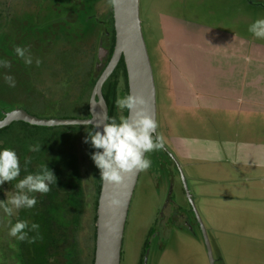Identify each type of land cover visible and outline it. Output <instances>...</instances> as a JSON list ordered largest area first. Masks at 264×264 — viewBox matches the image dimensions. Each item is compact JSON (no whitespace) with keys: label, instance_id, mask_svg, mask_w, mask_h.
<instances>
[{"label":"rangeland","instance_id":"1","mask_svg":"<svg viewBox=\"0 0 264 264\" xmlns=\"http://www.w3.org/2000/svg\"><path fill=\"white\" fill-rule=\"evenodd\" d=\"M109 10L107 0H0V60L11 64L0 68V109L19 105L39 118H83L77 102L83 94L69 93L62 65L69 62L73 81L89 86L94 62L102 60L99 37L104 39L102 23ZM5 14L16 20V28ZM139 16L154 77L156 132L165 138V152L148 153L160 155L138 176L120 264H209L202 227L214 264H264V177L253 168L210 165L196 161L198 157L189 170L183 159L173 157V142L186 143L183 139L220 145L228 149L226 157L232 153L229 142L247 144L250 150L264 145V39L248 31L251 23L264 18V0H139ZM18 34L24 36L19 41ZM17 46L30 50L31 65L16 56ZM5 75L15 78V87L5 83ZM90 89L91 84L88 94ZM83 129L17 122L2 136L27 152L30 144H41L40 153L53 156L42 158L60 155L74 162L75 152L82 149ZM202 144L189 148L202 152ZM164 154L174 160L171 172L168 163L162 164ZM252 156L243 149L242 157ZM33 160L40 157H31L30 164ZM93 182L90 174L84 179L88 203ZM3 198L0 191V202ZM168 198L188 223L166 232L164 248L155 240L144 251L148 231ZM81 216L71 264H90L91 210L86 207ZM6 223L0 210V264H7L6 255L15 250Z\"/></svg>","mask_w":264,"mask_h":264},{"label":"clouds","instance_id":"2","mask_svg":"<svg viewBox=\"0 0 264 264\" xmlns=\"http://www.w3.org/2000/svg\"><path fill=\"white\" fill-rule=\"evenodd\" d=\"M121 2L122 0H107L108 5L113 8L119 7ZM248 31L255 38L264 39V18L251 23ZM14 52L26 65L33 63L34 58L28 48L17 46ZM35 63L39 66L41 60L36 58ZM10 67L8 60H0V68ZM4 81L9 87H15L16 81L13 76L5 75ZM123 87V79H120L115 99L118 117L105 116L102 131H95L99 126H94L87 132L84 141L90 142L91 146L98 150L92 154L91 159L100 171V179L117 187L123 182L125 175L148 171L152 161L145 154L162 150L165 143L163 135L156 132L158 123L145 110L144 98L132 94L121 96L119 93ZM125 110L131 115H123ZM86 123L90 124L91 121ZM28 151L40 152L41 144H30ZM30 163L31 157H26L24 161L26 172ZM20 173L17 153L9 148L0 150V185L17 181L14 190L5 194L6 200L0 202V210L7 221L6 226H10L7 235L21 242L27 240L29 243H35L42 238L39 234V225L30 224L28 220H17L13 224L11 218L18 215L22 209L34 208L37 204L34 194L45 195L51 191L50 185L56 183V177L47 165H41L37 172L28 173L22 179H18ZM120 203L118 199L111 200L113 206H119ZM29 232L36 235L30 237Z\"/></svg>","mask_w":264,"mask_h":264},{"label":"flooded vegetation","instance_id":"3","mask_svg":"<svg viewBox=\"0 0 264 264\" xmlns=\"http://www.w3.org/2000/svg\"><path fill=\"white\" fill-rule=\"evenodd\" d=\"M109 12L107 13V16L105 17V21L102 23V25L104 24V26L102 27L103 28L102 29V36L105 38V40L102 38L100 39V37H99L100 44L98 46V52H99L98 55L102 56L101 57L102 60L97 59L94 62L95 66L93 68V75H95V73L98 70H101L100 71V74H101V72L103 71L104 67L106 66V64L109 60V59L108 60L106 59V56H108V51H109L108 50L109 43H107V41L109 39V32H110ZM5 17H7L6 14H5ZM7 18L11 19L10 20L11 25L16 28V20H14L13 18H10V17H7ZM19 34L17 36L18 41L24 37L23 34L22 35H19ZM104 57L106 60L104 59ZM2 60H4V57ZM62 66L64 68L63 71L66 72V73H64V75L66 74V77H68V78L70 76L72 77V74L70 73V71H71L70 70V68H71L70 63L69 62L63 63ZM99 75H98V77H99ZM120 79H123V77L119 78L118 83H119ZM118 83H117V85H118ZM124 87H125V85H124ZM124 87L122 90H124ZM102 89H103V86H102ZM126 92L128 94V87L126 89ZM90 93H91V91H90ZM122 96H124V94H122ZM89 97H90V94H89ZM16 102H18V104H21L24 107H26L21 101L17 100ZM88 102H89V99H88ZM15 109H22L25 112H27L23 107H21L19 105H18V107H15L14 109H10V110H6V108H3V109L1 108L0 109L1 119L4 117V115L6 113H8L12 110H15ZM88 112H89V108H88ZM27 113L30 115H33L29 112H27ZM118 115L119 114H118L117 109H116V115H114V116L118 117ZM89 117H90V114H89ZM107 117H108V112H107ZM83 118H85V117H83ZM86 118H88V117H86ZM17 122H21L23 124H27L30 126H35V125L28 124L24 121H12L9 125H7L3 128H0V130H1L0 131V146H1L0 150H3L5 148H9V149L14 150L17 153L19 160H20V167H21L20 177L18 179H22L28 173L37 172L41 165H47V167L54 173V175L56 177V183L53 185H50L51 191H49L47 194H45V195L34 194L36 199H37V204L32 209L39 215L38 218H46V217H43L42 215L48 216V218H49V219H46V221L44 219H42V220L39 219V222H37V224L39 225L40 228L43 227L40 224L41 222H43L42 223L43 225H45V223L47 222L48 226L51 230H52V228L55 229V226L57 224H59V226H63L61 228L62 229L61 232H59V234H58L57 241L55 240L53 242L54 244H52L53 249L52 248L49 249V247H51V246H49V247L46 246V250L44 251V257H46V258L49 257V260H43V263H42V264H63L62 257H61L62 250L64 251L65 259H67V256H71L70 255L71 248L73 247V245L71 244V240H72L71 223H72V220L74 217L73 209L77 210V214L75 215L76 216L75 219H76V223H77L75 237H77V235H79V232H80L81 219H83L81 216L82 212L84 211V209L86 207H87V209L91 210L90 238L91 239L93 238V247H94V239H95L94 222H95V217H96V206H97V200H98L100 185L98 188L97 187L98 168L95 166L93 160L91 159L92 154L96 151L91 146L90 142L89 143L84 142L86 137H87V132L91 129H86V131H84L85 133H80L82 136L85 134V136L83 138V144L81 146L82 149H81V151L77 150L78 151L77 152L76 151L77 148H75L76 157H75V160L73 162V161H69L65 158H62L63 156H60V155L57 156L59 158H50V159L42 158V157H53V156H51L50 154H47V153H40V152H44V150H41L40 152L29 153L23 147H20V146H17V144H14L13 141L8 142L2 136V131H4L6 128L12 126L14 123H17ZM66 126H77V127L90 126V127H92L91 125H66ZM36 127H38V126H36ZM39 127H42V126H39ZM92 129H93V127H92ZM176 143H178V142H176ZM176 143L173 142V146L175 147V150H176V148L179 149V147H180L179 145H178V147H176L175 146ZM161 151L165 152L164 149H162ZM155 152L159 153V151H155ZM26 153H28V154H26ZM145 155L147 156V158L149 157V159L151 157V161H152L153 157L154 158L159 157L160 154H155V155L151 154L150 156H148V153H146ZM164 155H166L165 156L166 160H163V158L161 157V160L163 161L162 164L164 165V164L168 163L167 168L171 172L172 169L174 168L173 167V161L174 160L173 161L170 160L169 155H167V154H164ZM24 157L25 158L26 157H40V160H33V162L35 164H29L28 168H27V172H26L24 170V164H23L25 161ZM173 157H180L181 159H183L185 161V165H187L189 170H191L190 166H193V161H194L193 159H196V158H191V157H200V156L199 155H193V154L181 155V154L177 153V155H174ZM170 158L173 159L172 157H170ZM196 161H197V159H196ZM169 164L171 166H169ZM89 174L92 175V177L94 178V182H93L94 188H93V195L90 198L91 199L90 202L88 203L89 200H88V197L86 198V190H85V187H83V186H84V179ZM73 177H75L76 180H73ZM16 182L17 181L5 182L3 185H0L1 195L4 196L3 200H6V198H7L5 195L7 192L14 190V185ZM100 184H101V180H100ZM56 209H59V210L64 209L65 217L63 219L57 218V210ZM26 210H29V209H22V210H20L18 215L13 216L11 218L13 224L17 220H28L29 223H31V220H29L28 218L20 217L21 215L23 216V214ZM187 223H188V221H187L184 213L182 212L181 208L177 204L173 203L170 198H168V200L165 201L164 206L159 211V214H158L156 220H154L153 224L151 225V227L148 231L147 238H146L144 245H143L144 251L147 250V247L149 250L151 243L154 242L155 240L159 241L161 248H164L165 243H166L164 241V237H165L166 232L167 231L171 232L174 229L182 230ZM42 238H43V241L47 240V236H42ZM9 239L11 242L13 241V244L15 245V250L12 253V255H6L7 264H29L26 261V258L24 257V251H23L24 241L21 242V241L16 240L15 238H10V237H9ZM52 240H54V237ZM76 244H77V241L75 242V245ZM57 252H59L60 254H57ZM93 253H94V251H93ZM35 262H36L35 264H41L40 260H36ZM64 264H71V260H69V261L65 260Z\"/></svg>","mask_w":264,"mask_h":264},{"label":"water","instance_id":"4","mask_svg":"<svg viewBox=\"0 0 264 264\" xmlns=\"http://www.w3.org/2000/svg\"><path fill=\"white\" fill-rule=\"evenodd\" d=\"M111 9L114 44L110 58L90 93L88 102L90 117L45 119L30 115L22 109H15L0 119V128L9 125L12 121H24L42 127L66 125H91L94 127L98 125L99 127L95 128V131H102L104 118L108 112L102 95V86L120 59L123 60L125 66L128 94L142 96L146 101L145 110L156 121L155 84L141 29L139 0H122L119 7H111ZM130 115L131 113L127 111L126 116ZM87 121H91V123L88 124ZM139 174L140 172L125 175L123 182L118 187L101 180L94 222L95 239L92 264H120L125 222ZM188 198L191 202L189 195ZM112 199L120 200V205L113 206ZM202 234L207 249L208 262L214 264L215 260L203 227Z\"/></svg>","mask_w":264,"mask_h":264},{"label":"trees","instance_id":"5","mask_svg":"<svg viewBox=\"0 0 264 264\" xmlns=\"http://www.w3.org/2000/svg\"><path fill=\"white\" fill-rule=\"evenodd\" d=\"M109 24H110V32H109V39L107 41V43H109V47H108V56H107V60L109 59L111 53H112V49H113V44H114V29H113V19H112V9L110 7V10H109ZM105 40V38H104ZM104 66V65H103ZM102 66V67H103ZM88 69V67H86ZM102 69V68H101ZM100 71L101 70H98L95 75H93V78L91 79L90 81V84H91V89L98 77V75L100 74ZM123 77V82H124V90H121L120 91V95L122 96V94L124 95H127V92H126V89H127V80H126V71H125V66H124V63H123V60L120 59L118 65L116 66L115 70L113 71V73L111 74V76L107 79V81L104 83L103 85V89H102V94H103V97H104V100L106 102V105H107V108H108V117L111 118V117H115L114 115H116V108H115V99H116V96H117V88H118V80L119 78ZM67 79H65V87L66 86H69L70 88H68L67 90H69V93L73 92H79V94L81 93V95L84 97V99L82 100H78L77 102L79 103L81 109L80 110H83V117H89V112H88V95L90 94V91H89V94H88V89H89V86L87 83H80V84H77L76 81H73L72 77L70 76L69 78L66 77ZM76 82V83H75ZM67 83V84H66ZM70 83V85H69ZM75 88V89H74ZM64 92H65V88L63 89ZM85 95V96H84ZM87 96V97H86ZM74 102V101H73ZM74 104V103H72ZM123 115H127V110H125V112L123 113ZM83 127L84 129H92V127L88 126L87 128H85V126H81ZM80 127V128H81ZM1 131V130H0ZM1 148V146H0ZM95 151H98L97 149H95ZM73 180H76L75 177H73ZM100 171L98 169V174H97V187L99 188V185H100ZM78 181V180H77ZM57 210V218L58 219H63L65 217V211L64 209L62 210H59V209H56ZM77 214V210L76 209H73V220H72V223H71V226H72V240H71V244L73 245V247L71 248V253L70 255L71 256H67V259H65V256H64V251L62 250V253H61V257H62V262L64 264V261L65 260H71V263L72 261H75V255H76V251H77V248H75V242H76V237H75V234H76V228H77V223H76V215ZM43 217H46V218H38L39 215L33 210V209H29V210H26L23 214V217L24 218H28L29 220H31V223H37L39 222V219H44L46 221V219H49L48 216H44L42 215ZM41 216V217H42ZM30 223V224H31ZM43 222H41L40 224L44 227H39V234L40 236H47V240L46 241H43V238L41 239H38L36 240L35 243H29L27 240L24 241V245H23V251H24V257L26 258V261L29 263V264H35L36 260H40L41 261V264L43 263V260L46 258L44 257V251L46 250V246H51L49 247V249H53L52 247V244H54L53 242L57 239H58V234L59 232H61V228L63 226H59V224H57L55 226V229L52 228V230L49 228L48 226V223L46 222L45 225L42 224ZM33 235H36V233H33V232H29V236H33ZM54 237V240H52ZM56 248V247H55ZM93 251H94V247H92L91 249V254H90V264H92L93 262ZM57 254H60L59 252H57Z\"/></svg>","mask_w":264,"mask_h":264},{"label":"crops","instance_id":"6","mask_svg":"<svg viewBox=\"0 0 264 264\" xmlns=\"http://www.w3.org/2000/svg\"><path fill=\"white\" fill-rule=\"evenodd\" d=\"M183 140H186V143H184ZM183 142H179L176 143V147H178V145L180 146L179 149L176 148L175 152L181 155L184 154H193V155H199L200 157H198L199 159H197V161L202 162V163H208V164H218L220 165V163L222 162H227L230 163L232 166H234L235 168L238 167H247L248 168H253L254 171H258L259 174L263 175H259V177H264V145H253L251 146L252 150L248 149L247 144H239V143H235V142H229L227 143L229 146H231V151L232 153L228 154V156H225V152L228 151V149H222L221 150V146L220 145H215V143H205L202 144L203 141H198L199 143H191L189 139H183ZM202 144L203 148L202 152L200 151V149H198V151L195 150H191L189 147L191 145H199ZM214 145L216 147H214ZM245 145V146H243ZM189 148V150H188ZM220 148V149H219ZM214 149V150H213ZM243 149H246L248 151H252L253 152V156L252 157H242V152ZM217 153H216V152ZM221 151V152H220ZM234 153V155H233ZM203 154V155H201ZM236 156V157H234ZM193 158V157H191ZM244 172H247V170H245ZM260 179V178H259Z\"/></svg>","mask_w":264,"mask_h":264}]
</instances>
